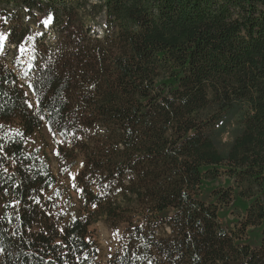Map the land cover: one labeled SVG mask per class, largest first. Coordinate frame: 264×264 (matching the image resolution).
Segmentation results:
<instances>
[{"label": "trees", "instance_id": "trees-1", "mask_svg": "<svg viewBox=\"0 0 264 264\" xmlns=\"http://www.w3.org/2000/svg\"><path fill=\"white\" fill-rule=\"evenodd\" d=\"M0 28V264H264V0H0Z\"/></svg>", "mask_w": 264, "mask_h": 264}, {"label": "rangeland", "instance_id": "rangeland-1", "mask_svg": "<svg viewBox=\"0 0 264 264\" xmlns=\"http://www.w3.org/2000/svg\"><path fill=\"white\" fill-rule=\"evenodd\" d=\"M0 34L5 36L6 30L0 28ZM32 47L31 43L27 42L18 50L21 54L19 59L26 65L31 60ZM23 81L27 82L26 79H23ZM25 89L27 95L33 99L34 95L31 89L28 87H25ZM226 130L221 136L220 147L222 150L228 149L234 135L238 132L237 120L234 119ZM29 147L41 154H45L49 158L52 170L58 178L57 185L51 190L53 199L57 200L55 212L58 218L63 220L64 218L68 219L76 215V208L78 207L79 201L78 195L74 190V181L82 169V162L79 160L72 168L68 166L61 167L57 160L58 147L54 135L47 126L30 140ZM231 218H234V215H231ZM91 230L100 246V261L106 263L110 256L119 248L120 237L124 231V227L122 226L118 232H114L104 222H98L92 226Z\"/></svg>", "mask_w": 264, "mask_h": 264}, {"label": "snow or ice", "instance_id": "snow-or-ice-1", "mask_svg": "<svg viewBox=\"0 0 264 264\" xmlns=\"http://www.w3.org/2000/svg\"><path fill=\"white\" fill-rule=\"evenodd\" d=\"M45 23H46V24L51 23V19L45 21ZM5 39H7V37L4 36V35H2V34H0V51H2V48H3V41H4ZM29 39H32V38L30 37ZM20 135H23V134L20 133Z\"/></svg>", "mask_w": 264, "mask_h": 264}]
</instances>
